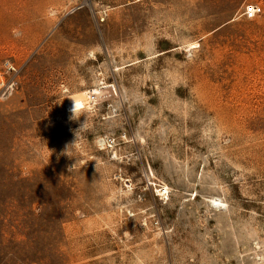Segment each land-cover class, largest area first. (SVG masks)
Listing matches in <instances>:
<instances>
[{"label":"rangeland","instance_id":"rangeland-1","mask_svg":"<svg viewBox=\"0 0 264 264\" xmlns=\"http://www.w3.org/2000/svg\"><path fill=\"white\" fill-rule=\"evenodd\" d=\"M0 264H264V0H0Z\"/></svg>","mask_w":264,"mask_h":264},{"label":"clouds","instance_id":"clouds-1","mask_svg":"<svg viewBox=\"0 0 264 264\" xmlns=\"http://www.w3.org/2000/svg\"><path fill=\"white\" fill-rule=\"evenodd\" d=\"M13 35H19L18 33V30L17 29H13ZM71 99V98H70ZM72 100V99H71ZM74 105H73V108L71 109V112H72V116L70 117V119H78L82 114L80 112V105L77 104L74 100ZM85 124L86 122L82 125V127L76 131L75 135H76V142L74 144H69V145H66L65 146V151H66V154L69 155V153L74 150L76 144L78 143V138H79V133L81 132V130L85 127ZM76 165V164H75ZM75 165L73 167H70L69 168V171H72L75 167Z\"/></svg>","mask_w":264,"mask_h":264},{"label":"built area","instance_id":"built-area-1","mask_svg":"<svg viewBox=\"0 0 264 264\" xmlns=\"http://www.w3.org/2000/svg\"><path fill=\"white\" fill-rule=\"evenodd\" d=\"M258 9L254 5H249L245 8V16L247 19L251 20L257 14Z\"/></svg>","mask_w":264,"mask_h":264},{"label":"bare ground","instance_id":"bare-ground-1","mask_svg":"<svg viewBox=\"0 0 264 264\" xmlns=\"http://www.w3.org/2000/svg\"><path fill=\"white\" fill-rule=\"evenodd\" d=\"M76 103L79 104L80 107H83L84 106V102L82 100H79ZM166 191H167L166 189L161 190V192H163L164 194H165Z\"/></svg>","mask_w":264,"mask_h":264}]
</instances>
